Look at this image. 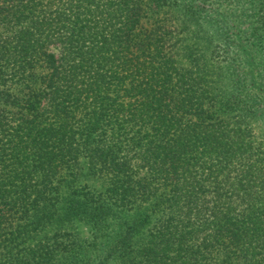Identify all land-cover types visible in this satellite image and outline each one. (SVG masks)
Wrapping results in <instances>:
<instances>
[{"label":"trees","instance_id":"trees-1","mask_svg":"<svg viewBox=\"0 0 264 264\" xmlns=\"http://www.w3.org/2000/svg\"><path fill=\"white\" fill-rule=\"evenodd\" d=\"M111 262L264 264V0H0V264Z\"/></svg>","mask_w":264,"mask_h":264},{"label":"rangeland","instance_id":"rangeland-1","mask_svg":"<svg viewBox=\"0 0 264 264\" xmlns=\"http://www.w3.org/2000/svg\"><path fill=\"white\" fill-rule=\"evenodd\" d=\"M202 1H205V0H202ZM252 69L257 70L256 66H253ZM254 70L248 71V76H249V78L251 77V81L253 83L258 84V86H260L261 83H258V79L256 76L257 72H253ZM92 184L94 185V182ZM134 212L135 211H132V210H130V211L126 210L125 211V210H120V209L117 210V212H114V215H116V218L113 216L109 217V221L112 224L109 225L107 228L103 229V233H105V234H101L100 230L95 232V233H97L96 240L94 238L92 239L91 231H89V229L87 228V226L85 225V223L83 221H76L74 223L75 225L73 224L75 227H77L79 234L84 238L85 243L89 242V247H90L89 255L91 256V259H94V257H96V255L101 254L100 248H98V247H103V246L108 247L110 245L109 243L112 242L113 238L115 237V234H113L114 229L118 226V224H116V223H118V217H121L120 218L121 220H119V221H122V220L124 221V219H129V218L133 219L136 216V215H134ZM114 219H115V221H114ZM112 227H114L113 230H111ZM111 237H112V239H111ZM93 242H95L94 245H93ZM95 246H98V247L96 248ZM109 264H113V262H111Z\"/></svg>","mask_w":264,"mask_h":264}]
</instances>
